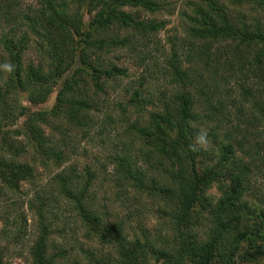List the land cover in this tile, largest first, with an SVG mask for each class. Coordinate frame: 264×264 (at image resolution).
<instances>
[{"label": "trees", "instance_id": "trees-1", "mask_svg": "<svg viewBox=\"0 0 264 264\" xmlns=\"http://www.w3.org/2000/svg\"><path fill=\"white\" fill-rule=\"evenodd\" d=\"M225 1L194 4L185 38L157 60L149 47L165 22L143 14L159 12L164 0H38L27 7L0 0V64L15 65L11 74L0 70V197L31 185L35 165L59 170L50 195L36 191L29 203L38 222L29 264L67 256L52 238L51 214L61 201L81 220L90 246L75 249L86 264L264 259V193L255 182L264 178V0ZM30 51L35 56L26 60ZM123 51L138 58L137 78L117 64ZM58 86L50 107L21 103L24 96L43 106ZM109 86L128 99L109 103ZM100 116L119 129L109 161L133 208L116 222L95 202L97 174L64 167L71 138L88 137ZM201 129L219 155L190 151ZM30 151L31 163L24 160ZM213 185L217 199L207 193ZM143 200L160 221L153 233L131 226ZM8 250L0 245V264Z\"/></svg>", "mask_w": 264, "mask_h": 264}, {"label": "rangeland", "instance_id": "rangeland-1", "mask_svg": "<svg viewBox=\"0 0 264 264\" xmlns=\"http://www.w3.org/2000/svg\"><path fill=\"white\" fill-rule=\"evenodd\" d=\"M221 1L226 2L225 0ZM21 3L24 7L33 6L38 3V0H21ZM200 3L201 0H164L162 9L159 12L143 14L146 18L165 22L164 29L154 38L156 45L149 47V50L156 56L157 60H161L163 56L168 54L173 42L177 44L182 42L185 38L184 31L188 23L186 17L192 14L193 5ZM258 17L264 22L262 14L259 13ZM34 56V51L28 52L26 60H30ZM114 58L117 64L129 70L132 78H137L143 69L138 67V58L128 52L123 51L115 55ZM230 87L234 86L230 85ZM58 88L59 86L55 89L49 101L43 106L39 107L29 104L24 96L20 98L21 103L30 110L50 107L54 103ZM107 92L109 103L114 104L128 99V96L120 88L111 89V86H109ZM112 109L111 115L116 117L117 111H114V108ZM104 120H106L105 117H99L98 125L88 137L83 138L81 135H75L73 139L71 138L73 145L69 149V161L64 167L72 165L78 171H83L85 167H89L91 171L97 174L94 183L95 202L100 209L104 210L106 215L111 216L112 222H116L126 219L133 208L129 199H127L129 198L126 195L128 191L124 188L121 189L114 182L112 176L113 165L109 161V158L117 152L116 146L120 145L119 129L115 127V123L109 124V121H105V123L103 122ZM22 122L23 119H20L17 126L19 127ZM209 150H215L217 155H219V151L214 146L211 145ZM31 158L32 154L30 151L24 157V160L31 163ZM212 164L213 161L209 162V165ZM35 171V180L31 185L24 184L19 193L16 192L0 197V245L1 247L9 248L4 260L6 264H29L27 259L28 249L38 235L37 217L34 210L31 211L29 209V203L32 202L33 194L36 191H42L45 197L50 195L53 189L48 186L49 180L59 170L53 168L47 170L35 165ZM255 182L264 193V178L259 177ZM207 193L214 199L221 195L216 185H213ZM122 202L124 203L122 204ZM56 205L53 208V214H51L55 221V233L52 238L55 245L64 247L68 252L67 256L61 259L58 264H86L83 257L77 255V248L75 249L81 243H84L85 247L90 246L88 241L83 238L84 232L81 220L72 212L71 207L63 201ZM140 206L139 213L141 215L136 216L132 220L131 226L141 234V228L151 230L153 233L159 228L160 222L155 213V207L151 201L146 200H143ZM257 264H264V259Z\"/></svg>", "mask_w": 264, "mask_h": 264}, {"label": "clouds", "instance_id": "clouds-1", "mask_svg": "<svg viewBox=\"0 0 264 264\" xmlns=\"http://www.w3.org/2000/svg\"><path fill=\"white\" fill-rule=\"evenodd\" d=\"M0 70L11 74L15 71V65L11 62H5L0 64ZM210 147L211 140L209 138L207 129H201L195 136L194 142L189 145V149L192 152L207 151Z\"/></svg>", "mask_w": 264, "mask_h": 264}]
</instances>
